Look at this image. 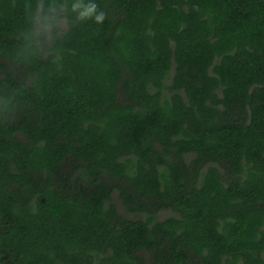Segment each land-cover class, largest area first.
Returning a JSON list of instances; mask_svg holds the SVG:
<instances>
[{
    "label": "trees",
    "instance_id": "1",
    "mask_svg": "<svg viewBox=\"0 0 264 264\" xmlns=\"http://www.w3.org/2000/svg\"><path fill=\"white\" fill-rule=\"evenodd\" d=\"M0 264H264V0H0Z\"/></svg>",
    "mask_w": 264,
    "mask_h": 264
},
{
    "label": "rangeland",
    "instance_id": "2",
    "mask_svg": "<svg viewBox=\"0 0 264 264\" xmlns=\"http://www.w3.org/2000/svg\"><path fill=\"white\" fill-rule=\"evenodd\" d=\"M121 99V98H120ZM122 101V100H121ZM112 202L116 204V207H117V210L119 213L121 214H124L125 216L129 217V218H134L135 215H132L130 213H127L123 207H122V204H121V199L120 197L118 196L117 192H113L112 194ZM174 213L170 210V209H160L157 213V217L159 219H164L166 218L167 216L169 215H173Z\"/></svg>",
    "mask_w": 264,
    "mask_h": 264
},
{
    "label": "clouds",
    "instance_id": "3",
    "mask_svg": "<svg viewBox=\"0 0 264 264\" xmlns=\"http://www.w3.org/2000/svg\"><path fill=\"white\" fill-rule=\"evenodd\" d=\"M78 7V5L76 3L72 4V9L75 10ZM92 13H95L94 16H92V19L96 22V23H100L103 19V14L100 12H96V6L93 4L89 7V9L87 10L86 13L82 12L80 13L81 16H85V15H91ZM38 22L40 24V26L42 28L47 27L51 21L47 20V19H42L38 17Z\"/></svg>",
    "mask_w": 264,
    "mask_h": 264
}]
</instances>
